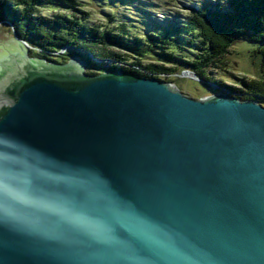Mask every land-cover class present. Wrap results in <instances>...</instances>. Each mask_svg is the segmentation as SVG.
Segmentation results:
<instances>
[{
	"label": "water",
	"instance_id": "1",
	"mask_svg": "<svg viewBox=\"0 0 264 264\" xmlns=\"http://www.w3.org/2000/svg\"><path fill=\"white\" fill-rule=\"evenodd\" d=\"M15 40L0 54V264H264L262 104L90 74Z\"/></svg>",
	"mask_w": 264,
	"mask_h": 264
},
{
	"label": "trees",
	"instance_id": "2",
	"mask_svg": "<svg viewBox=\"0 0 264 264\" xmlns=\"http://www.w3.org/2000/svg\"><path fill=\"white\" fill-rule=\"evenodd\" d=\"M42 7H58L76 15L84 13L78 0H0V22L9 21L16 28L20 38L40 49V54L48 59L53 56L49 54V50L57 52L66 46L69 47L70 54L92 55L100 61L116 60L122 64H130L129 53H132L139 59L131 65L140 67L143 65L140 57L152 53L153 45H160L163 47L162 55L167 63H174L179 65L180 69L192 71L203 82H207L210 81L209 77L207 78L209 67L224 58L236 39L243 38L249 39V43H255L259 47L254 52L253 63L259 66L261 62L264 70V0H197L185 19H181L178 14H167L169 21L166 20L163 26H151V36L142 39L136 37V40L129 38L131 24L128 22H122L113 30H103L86 24L85 19L81 17L67 14L39 16ZM187 34L192 35L188 41L184 39ZM194 45H199L203 51L196 60H193V56L189 57L188 52L178 56L181 48L189 52L196 51ZM116 47L124 49L128 54L115 52ZM57 57L63 59H60V62L66 63L62 56ZM107 68L132 71L148 77L142 75L139 70L119 65L105 67L104 70ZM144 68L154 74L175 72L164 64H152ZM231 90L240 99H253L264 106L262 79H247L239 84V88Z\"/></svg>",
	"mask_w": 264,
	"mask_h": 264
},
{
	"label": "rangeland",
	"instance_id": "3",
	"mask_svg": "<svg viewBox=\"0 0 264 264\" xmlns=\"http://www.w3.org/2000/svg\"><path fill=\"white\" fill-rule=\"evenodd\" d=\"M82 6V10L85 13L72 14L71 11H67L61 8L52 7H42V11L39 16L52 17L58 14L70 15L74 17L84 18L86 24L97 26L103 30L115 29L122 22H128L131 24L128 33H130L129 38L131 40H136L135 38H145L146 36H151V26L164 25L169 21L167 14H178L181 19H185L190 8L195 5L196 1L192 0H78ZM81 8V7H80ZM70 12V13H69ZM176 15H174L176 17ZM167 20V21H166ZM153 30H156L153 28ZM16 28L7 20L0 22V54L4 53V47L11 45H17L15 40ZM156 34V33H154ZM159 35V34H158ZM155 37V36H154ZM192 37V35L187 34V41ZM130 40V42H132ZM26 45L23 43V47L27 46V53L31 58H42L47 62H60V57L64 58L65 62H69L71 59L76 57H81L88 65L87 72L90 74H99L103 72L105 67H112L114 65L124 66L131 70L141 72L142 75L152 77H157L158 79L169 82L179 88L184 94L189 97L200 99L209 97L215 93H231L233 91L231 88H239V84L245 80H264V70L261 67V62L259 66L253 63L254 52L259 48L255 43H249V39H236L228 53L224 58L217 61V64H212L209 67V77L210 81L203 82L201 79L198 80L193 77H186L183 71H188L180 69L179 65L174 63H167L162 54H164L163 47L153 45L152 53L146 54L140 57V62L142 66H133L131 64L136 63L139 57L132 53H129L130 64L124 63L116 60H110L111 62H106L109 60H104L101 63L100 60L93 57L92 55H76L69 53V47L63 46L62 49L54 52L49 50V54L53 56L48 59L47 57L40 54V49L33 47L25 41ZM188 44V43H187ZM197 48L196 51L189 52L188 50L181 48L179 49L178 56L186 55L188 52L189 57L193 56V60H196L198 56L203 53L199 45H194ZM25 48V47H24ZM151 48V47H149ZM200 49V50H199ZM115 52L121 54H128L127 51L119 47L115 48ZM82 53V52H81ZM185 53V54H184ZM63 60V59H61ZM181 61V60H180ZM113 62V63H112ZM259 62V61H258ZM108 63V64H107ZM118 63V64H117ZM152 64L166 65L169 68H173L175 72L173 73H151V71L146 70L144 67ZM144 68V69H140ZM177 70V71H176ZM183 70V71H181ZM132 72V71H129ZM192 72V71H190ZM196 75V74H195ZM201 82H200V81ZM209 89V90H208Z\"/></svg>",
	"mask_w": 264,
	"mask_h": 264
},
{
	"label": "bare ground",
	"instance_id": "4",
	"mask_svg": "<svg viewBox=\"0 0 264 264\" xmlns=\"http://www.w3.org/2000/svg\"><path fill=\"white\" fill-rule=\"evenodd\" d=\"M20 38V37H19ZM106 62H111V61H106ZM104 63V62H103ZM113 63V62H112ZM108 64V63H107ZM121 67H124V66H121ZM150 76V75H149ZM152 76V75H151ZM186 77H191V74H187Z\"/></svg>",
	"mask_w": 264,
	"mask_h": 264
},
{
	"label": "clouds",
	"instance_id": "5",
	"mask_svg": "<svg viewBox=\"0 0 264 264\" xmlns=\"http://www.w3.org/2000/svg\"><path fill=\"white\" fill-rule=\"evenodd\" d=\"M101 63H103V61H101Z\"/></svg>",
	"mask_w": 264,
	"mask_h": 264
}]
</instances>
